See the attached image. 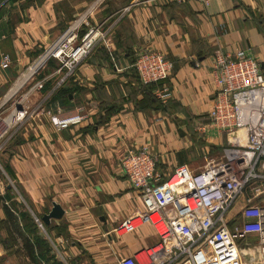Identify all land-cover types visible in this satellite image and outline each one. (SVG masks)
Here are the masks:
<instances>
[{"label":"crops","instance_id":"obj_1","mask_svg":"<svg viewBox=\"0 0 264 264\" xmlns=\"http://www.w3.org/2000/svg\"><path fill=\"white\" fill-rule=\"evenodd\" d=\"M37 1L0 0V64L9 57L0 69V108L55 43L80 42L89 29L102 37L63 85L66 97L48 103L66 115L81 108L88 121L55 132L39 113L0 150V264H36L35 237L50 251L40 264H116L158 242L150 224L114 233L145 209L120 159L143 148L168 176L178 166L199 170L229 150L208 116L216 92L211 65L218 51L241 50L264 75V0ZM144 49L172 62L164 106L145 104L131 69ZM54 203L63 216L45 224Z\"/></svg>","mask_w":264,"mask_h":264},{"label":"built area","instance_id":"obj_2","mask_svg":"<svg viewBox=\"0 0 264 264\" xmlns=\"http://www.w3.org/2000/svg\"><path fill=\"white\" fill-rule=\"evenodd\" d=\"M136 3L137 0L131 6ZM100 36L89 29L78 44L73 36L61 44L55 43L60 53L51 56L58 61L54 75L33 85L39 92L47 80L56 77L52 89L45 94L46 104L51 94L72 76L74 67L88 56ZM8 66L6 55L0 69L6 70ZM211 67L216 92L208 116L211 124L225 134L229 150L216 161H207L199 170L178 166L166 178L158 169L157 159L143 148L123 155L122 174L143 200L145 209L125 218L114 233L124 236L142 224H150L158 242L135 256L119 259L116 264H243L237 243L251 235L257 236L264 256V205L258 204L264 196V75L259 63L241 50L235 54L218 51ZM133 68L143 85L156 86L153 95L158 101H171L168 79L173 65L162 53L140 51ZM9 98L8 95L2 105ZM44 102L31 109L23 106L21 110H17V103L5 118H0V150L4 139L12 138L15 129L39 113L55 132L88 121L81 108L66 115L54 112ZM8 117L12 122L6 124ZM240 199L244 205L238 211L242 220L238 225L233 210ZM36 223L42 227L39 220Z\"/></svg>","mask_w":264,"mask_h":264},{"label":"rangeland","instance_id":"obj_3","mask_svg":"<svg viewBox=\"0 0 264 264\" xmlns=\"http://www.w3.org/2000/svg\"><path fill=\"white\" fill-rule=\"evenodd\" d=\"M78 43L79 42H75V44H78ZM50 59H48V60H50ZM48 60L39 68V70L36 74H34L33 76H30V77L28 76V78H26L24 80L20 89H18L17 91L12 93V95H10L9 100H7V102L4 104V106L2 108H0V118H5L9 114L12 107L17 103L21 107L25 106V107H30V109H31V107L35 108L36 106L41 105L40 103L44 102V99L46 98L45 93L42 92V90L37 92L36 90H34L33 85L39 79H41L44 74L47 75L46 70H49L50 68L47 67L44 69V67H43L45 64H47V62H53L52 63L53 66H55V64H58V61L56 59L54 60L52 58L50 61H48ZM30 68H32V67H30ZM29 72H30V70H27V73L23 77V79L27 76V74ZM23 79L20 82H22ZM10 94H11V92H10ZM44 103H45V105H48V103L47 104H46V102H44ZM29 121H30L29 119H26L24 124H22L17 129H15V131H14L15 134L16 133L19 134V132H21V130L24 128L25 125H27V122H29ZM8 140L9 139L7 137V139H4L2 143H4V142L6 143V142H8ZM219 156H220V154L219 155L217 154V157H219ZM1 171L2 170H0V172ZM3 175H4V173H3ZM260 198H261L262 202L259 201L258 204L264 205V201H263L264 196H262ZM243 204H244L243 201L240 199L235 204V207L233 210V213H235V215H236L235 223L238 225H239V223L242 222L241 218L239 217L238 211L240 209V206ZM258 243H259V241H258L257 236H252V235L246 236L245 238H240L238 240L237 246L239 247V253H240L241 261L243 262V264H264V256H262V254L258 248L259 247Z\"/></svg>","mask_w":264,"mask_h":264},{"label":"trees","instance_id":"obj_4","mask_svg":"<svg viewBox=\"0 0 264 264\" xmlns=\"http://www.w3.org/2000/svg\"><path fill=\"white\" fill-rule=\"evenodd\" d=\"M10 2H14L15 0H8ZM37 2H40L39 0ZM52 59V58H51ZM50 59V60H51ZM48 60V61H50ZM135 60L133 61L132 65H131V69L133 70L134 73V77H136V79L139 81L140 85H142L146 95H145V104L149 105L150 107H152L155 104L157 105H166V104H162L160 101H158L155 96L153 95L154 89H155V85H143L140 80L139 77L136 73V70L133 68V64H134ZM53 62H47L46 67L48 66L49 68L55 70V68H57L58 64H55V66H53L52 64ZM45 76H42V78H44ZM41 78V79H42ZM39 81V80H38ZM53 79L47 80L44 84H43V89L42 92H44L46 94V92L50 91L52 89V85H53ZM67 93H69V89L67 90L65 87H63V85L56 89L55 92H53L48 100V103L50 104V102L52 101H56L57 99L63 97L65 98ZM143 107V106H142ZM166 178V176H165ZM40 221V220H39ZM37 225V223H36ZM34 230L33 232H37L36 230V226L34 225V228L32 229ZM33 250L34 252L36 251L39 258L38 260L34 259V262L36 264H40L41 262H47L49 261L50 258H47V256L49 255V249L46 247L47 245L41 241V239H39L38 237H35L34 241H33ZM55 264V263H54ZM57 264V263H56Z\"/></svg>","mask_w":264,"mask_h":264},{"label":"water","instance_id":"obj_5","mask_svg":"<svg viewBox=\"0 0 264 264\" xmlns=\"http://www.w3.org/2000/svg\"><path fill=\"white\" fill-rule=\"evenodd\" d=\"M50 50H48V52H49ZM47 51H45L43 54H42V56H41V58L44 56V57H46V61L49 59V58H51V56H52V54L51 53H48ZM40 58V59H41ZM39 59V60H40ZM45 61V62H46ZM39 62V61H38ZM37 62V63H38ZM36 63V64H37ZM36 64L33 66V67H35L36 66ZM43 65V64H42ZM42 65H40L39 66V68L42 66ZM32 67V68H33ZM39 68H37V69H35L31 74H33V73H36L38 70H39ZM17 108V110H21V106H17L16 107ZM63 216V210H62V208L60 207V205L58 206L57 204H53V206H52V209H51V211L49 212V213H47V214H45L44 216H42V221L45 223V224H49L50 223V220H59V219H61V217Z\"/></svg>","mask_w":264,"mask_h":264},{"label":"bare ground","instance_id":"obj_6","mask_svg":"<svg viewBox=\"0 0 264 264\" xmlns=\"http://www.w3.org/2000/svg\"><path fill=\"white\" fill-rule=\"evenodd\" d=\"M47 52H48V51H47ZM48 53H51V54H59V53H60L59 45H58V44H55V46H54V47H53ZM44 61H46V57L43 56V57L39 60V62L36 64V66L33 67V68H31L30 72H29V73L27 74V76L23 79V81H22V82H19V84L16 85L15 89L13 90V92H11V94H9V96L12 95V93H14L15 91H17L18 89H20V87L22 86L24 80H25L26 78H28V76H30L31 73H32L35 69L39 68L40 65L44 64ZM5 121H6V122H5L6 124H9V123L12 122V119H11V117H8Z\"/></svg>","mask_w":264,"mask_h":264}]
</instances>
